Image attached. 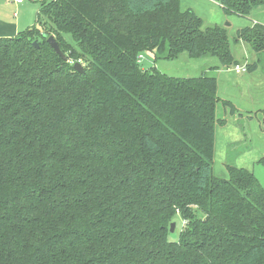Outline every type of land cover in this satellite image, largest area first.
I'll list each match as a JSON object with an SVG mask.
<instances>
[{"label": "trees", "instance_id": "trees-1", "mask_svg": "<svg viewBox=\"0 0 264 264\" xmlns=\"http://www.w3.org/2000/svg\"><path fill=\"white\" fill-rule=\"evenodd\" d=\"M220 4L247 16L264 0ZM37 22L0 37V264H264L263 186L214 170L217 105L236 111L218 79L139 62L233 67L227 28L182 0H41ZM236 38L264 51V23Z\"/></svg>", "mask_w": 264, "mask_h": 264}, {"label": "rangeland", "instance_id": "rangeland-1", "mask_svg": "<svg viewBox=\"0 0 264 264\" xmlns=\"http://www.w3.org/2000/svg\"><path fill=\"white\" fill-rule=\"evenodd\" d=\"M41 0H0V37L17 34L37 25ZM184 9L196 11L204 19V27L224 26L227 28L234 56L242 63L257 62L253 71L236 73L232 67L218 68L220 62L215 56L191 58L186 52L178 59H155V52H143L139 56L144 69L157 67L164 73L176 77L213 76L219 82V95L229 100L235 107L221 102L217 105V117L226 119L227 123L217 126L215 172L227 177V164L247 168L254 172L264 188V163L259 162L264 154V51L255 52L243 40H238L237 30L246 25L264 23V6L253 10L247 16L227 13L220 0H182ZM174 232L170 239L176 240L183 227V220L175 219Z\"/></svg>", "mask_w": 264, "mask_h": 264}, {"label": "water", "instance_id": "water-1", "mask_svg": "<svg viewBox=\"0 0 264 264\" xmlns=\"http://www.w3.org/2000/svg\"><path fill=\"white\" fill-rule=\"evenodd\" d=\"M43 35L45 36V37H47V41H48V43L53 47V49L63 58V59H65V60H67L68 58H67V56H66V54H64V52L62 51V49H61V47H60V45H59V43H58V41L56 40V38H55V36L54 35H49L48 36V34L47 33H43ZM33 44L36 46V47H38V42L35 40L34 42H33ZM74 67L78 70V71H80V72H84L85 70H84V65L81 63V61H77V62H75V64H74ZM175 226H176V222L174 221V222H172L171 223V232H174V230H175Z\"/></svg>", "mask_w": 264, "mask_h": 264}, {"label": "built area", "instance_id": "built-area-1", "mask_svg": "<svg viewBox=\"0 0 264 264\" xmlns=\"http://www.w3.org/2000/svg\"><path fill=\"white\" fill-rule=\"evenodd\" d=\"M18 2H22L23 0H17ZM233 70L236 73H244L248 71V64L247 63H242V64H236L235 66L232 67Z\"/></svg>", "mask_w": 264, "mask_h": 264}, {"label": "crops", "instance_id": "crops-1", "mask_svg": "<svg viewBox=\"0 0 264 264\" xmlns=\"http://www.w3.org/2000/svg\"><path fill=\"white\" fill-rule=\"evenodd\" d=\"M0 23H1V20H0ZM18 29H19V24L18 26L14 27V34L12 36L17 34L16 32L18 31ZM5 35L10 36L11 34H5Z\"/></svg>", "mask_w": 264, "mask_h": 264}]
</instances>
